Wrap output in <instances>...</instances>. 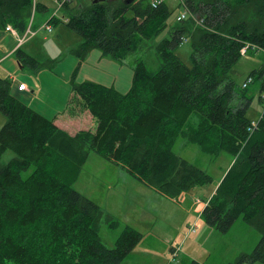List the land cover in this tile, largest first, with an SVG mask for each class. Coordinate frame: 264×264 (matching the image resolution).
<instances>
[{
    "label": "trees",
    "instance_id": "16d2710c",
    "mask_svg": "<svg viewBox=\"0 0 264 264\" xmlns=\"http://www.w3.org/2000/svg\"><path fill=\"white\" fill-rule=\"evenodd\" d=\"M74 1L72 9V0L64 5L63 17L80 37L70 50L80 62L93 49L121 61L162 33L170 15L161 0L155 8L143 0H89L85 6ZM192 3L202 11L203 26H182L162 39L156 46L161 67L151 72L138 63L127 93L92 82L73 84L74 99L95 121L94 132L70 136L20 102L11 93L12 81L0 78V113L6 117L0 157L15 154L0 167V264H121L142 234L124 227L107 248L98 235L99 206L73 185L90 152L170 199L211 184L209 175L174 153L180 137L204 155L232 158L200 217L220 233L241 219L260 236L247 262L264 264V108L250 134L251 100L236 94L229 78L244 44L256 48L248 54L264 52V0H189L194 11ZM32 8L33 17L43 10L34 0H0V29L10 25L23 35ZM48 22L55 26L60 20ZM184 36L190 39V66L175 54ZM13 55L21 67L40 69L20 47ZM249 77L262 79L264 92V70ZM107 224L116 226L108 219Z\"/></svg>",
    "mask_w": 264,
    "mask_h": 264
},
{
    "label": "rangeland",
    "instance_id": "374dc122",
    "mask_svg": "<svg viewBox=\"0 0 264 264\" xmlns=\"http://www.w3.org/2000/svg\"><path fill=\"white\" fill-rule=\"evenodd\" d=\"M34 1L43 10L37 11L33 17L32 8L28 27L30 25L34 34L27 37L20 49L36 59L40 69L34 71L21 67L15 55L6 57L17 46L21 34L16 32L15 36L0 29V43L5 48L0 49V78L12 81L11 93L20 83L26 85L25 94H12L26 106L52 120L59 116L61 121L75 117L77 124H82L81 128L89 132H93L95 121L74 99L73 84L92 82L113 87L121 94L127 93L132 84L134 67L142 63L149 71H157L161 67L156 55L158 43L162 39H169L171 32L182 26L189 31L194 30L198 27L197 21L202 12L199 6L192 3L195 7L193 11L189 0H161L167 5L170 15L165 30L157 37L143 40L138 49L128 53L121 61L104 57L100 50L93 49L80 62L70 53L80 43V37L66 26L63 17L65 9L57 10L55 0ZM153 1L159 0H143L142 3ZM202 1L192 0L196 4ZM88 2L81 0L84 6ZM76 4L72 0L68 6L72 9ZM183 9L187 10L188 16L180 23L176 18ZM56 11L55 17L60 23L52 26V32L48 33L44 26L50 24L48 21ZM175 54L190 66L189 38L184 36ZM260 69L264 70V52L255 51L241 57L229 73L236 94L243 92L251 100L246 114L251 123L258 122L263 115V105L259 99L262 79L253 77L245 90L242 85L253 71ZM5 122L6 117L0 113V128ZM173 151L203 170L212 178V183L194 188L175 199L164 198L139 184L121 165L89 153L73 188L99 206L103 214L98 229L100 241L107 248H113L124 227L142 234L139 244L121 264H190L192 261L199 264H250L247 257L260 239L256 231L238 219L226 233H220L206 225L200 217L202 208L207 205L221 177L230 167L232 158L224 153L216 157L204 155L198 147L187 144L181 137ZM14 158L13 152H5L0 157V167ZM31 170L24 172L23 177L28 176ZM107 219L116 226L110 228Z\"/></svg>",
    "mask_w": 264,
    "mask_h": 264
},
{
    "label": "built area",
    "instance_id": "2783aa9c",
    "mask_svg": "<svg viewBox=\"0 0 264 264\" xmlns=\"http://www.w3.org/2000/svg\"><path fill=\"white\" fill-rule=\"evenodd\" d=\"M70 0H55V3L57 4V10H59L60 8L62 9L64 5H66L67 3H69ZM160 3V1H153L151 4L152 6L155 8L158 4ZM184 8V7H183ZM57 14V11L54 13V17L55 15ZM188 16V12L186 9H183L180 14L177 16L176 18V21L177 22H184V20L187 18ZM31 22V21H30ZM197 24L198 26H203V22L201 20V18H199V20L197 21ZM44 29L48 32V33H51L52 32V27H51V24H45L44 26ZM5 31L6 32H9L15 36H17V33L16 31L10 26V25H7L6 28H5ZM34 34V32H32V30L30 29V26L27 28L26 32L21 35L18 40H17V46L15 47V49H17L18 47L22 46L21 44L23 42H25L28 38V36H32ZM251 50H256V48L250 44H244L239 53H240V56L241 57H245L247 56L248 52L251 51ZM252 77H248L247 80L244 82L246 84L243 83L242 85V88H246L245 86L249 85L250 83H252ZM25 85L24 84H19L18 87H17V90L18 91H22V90H25ZM260 101L262 102V105H263V108H264V92L261 93L260 95ZM262 118V117H261ZM257 123L258 122H252L248 128V132L251 134L256 126H257Z\"/></svg>",
    "mask_w": 264,
    "mask_h": 264
},
{
    "label": "crops",
    "instance_id": "0c3cea01",
    "mask_svg": "<svg viewBox=\"0 0 264 264\" xmlns=\"http://www.w3.org/2000/svg\"><path fill=\"white\" fill-rule=\"evenodd\" d=\"M16 47V46H15ZM15 47L10 51L11 53H9L8 55H6V57H9V56H11V55H13V52H14V49H15ZM0 49H2V50H5V48H4V45L3 44H1L0 43ZM3 59V58H2ZM1 61V60H0ZM20 84H22V83H20ZM18 87V86H17ZM17 87H14V89H13V93H19V94H25L26 93V91H27V88H26V85H25V90H22V91H18L17 90ZM12 92V91H11ZM12 93V94H13ZM14 95V94H13ZM15 96V95H14ZM87 113H88V111H86ZM60 116L59 117H55L54 119H53V123L59 128V129H61V130H64V131H66V132H68V134L70 135V136H74L77 132H79V131H90V130H85V129H83V128H81V126H82V124H77V121H78V119H76L75 117H72V118H69V120H64V121H61L60 120ZM95 127H96V124H93V132H94V130H95ZM88 160V159H87ZM223 177V176H222ZM222 177H221V179H222ZM220 179V180H221ZM138 182V181H137ZM139 183V182H138ZM139 184H141V183H139ZM142 185V184H141ZM144 186V185H143ZM144 187H146V186H144ZM147 188V187H146ZM147 189H149V188H147ZM149 190H151L152 192H154V193H157V194H159L160 196H162V197H164V198H167V197H165L164 195H161L160 193H158V192H155L154 190H152V189H149ZM204 208V207H203ZM203 208H202V210H203ZM202 210H201V212H202ZM201 214V213H200ZM133 252V251H132Z\"/></svg>",
    "mask_w": 264,
    "mask_h": 264
},
{
    "label": "water",
    "instance_id": "95a60500",
    "mask_svg": "<svg viewBox=\"0 0 264 264\" xmlns=\"http://www.w3.org/2000/svg\"><path fill=\"white\" fill-rule=\"evenodd\" d=\"M100 0H93V4H96V3H98ZM131 1H133V0H126L125 2L126 3H130Z\"/></svg>",
    "mask_w": 264,
    "mask_h": 264
},
{
    "label": "bare ground",
    "instance_id": "6f19581e",
    "mask_svg": "<svg viewBox=\"0 0 264 264\" xmlns=\"http://www.w3.org/2000/svg\"><path fill=\"white\" fill-rule=\"evenodd\" d=\"M100 2V1H99ZM50 21V20H49ZM50 23V22H49ZM30 26V25H29ZM31 29V28H30ZM32 30V29H31ZM244 84H246V83H244ZM245 87H247V85L245 86Z\"/></svg>",
    "mask_w": 264,
    "mask_h": 264
}]
</instances>
